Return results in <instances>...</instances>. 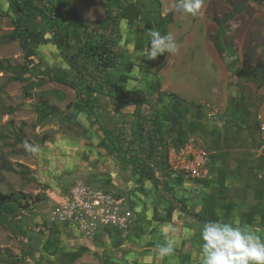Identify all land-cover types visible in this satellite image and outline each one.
<instances>
[{"label":"rangeland","instance_id":"1","mask_svg":"<svg viewBox=\"0 0 264 264\" xmlns=\"http://www.w3.org/2000/svg\"><path fill=\"white\" fill-rule=\"evenodd\" d=\"M20 1L23 3V0ZM74 1L80 3L89 0ZM32 3H23L26 4V10L38 19L33 21L30 27L44 31L47 38L46 44L36 46L38 64L26 70L25 53L20 42L9 43L0 40L1 191L5 195L26 196L25 199H21L20 204L17 202L0 204V264H64L58 256L67 252L66 238L72 236L84 240L87 237L64 225L58 224L55 227V224L49 227L52 194L58 191L63 194L78 181H82L93 190L101 189L96 184H89L83 180L84 172L80 169L82 166L75 163L76 158L72 154L73 150L78 149L82 153V149L72 142H59L55 137L50 139V133L47 132L58 123L67 124L71 120L68 106L72 103L83 104L87 95L84 93V84L81 85L83 93L78 97L74 89L57 82H50L49 78L54 74L53 72L57 71L56 74L61 75L60 66L62 63V65L67 63L71 55L66 47L60 48L55 45L51 31L54 30V23L52 20L48 21L51 15L57 18L62 34L68 35V32L64 28L63 19L56 14L58 5L54 1L33 0ZM170 5L171 0H121L120 3L123 14L131 11L128 17L134 19L136 23L130 24L133 28H138L139 35L148 42L146 31L151 28L162 35L171 34L176 40L178 45L176 56L166 53L163 63L166 69L170 67L173 69L171 76L176 88L165 92L169 94L170 101L175 103L178 98L184 97L190 102L182 101H187L199 110L204 109L208 112V106L220 108L214 97L241 80L255 83L264 92V0H202V7L195 16L174 13ZM239 5H244L242 12L226 24L224 43L231 49L232 54L226 53L222 59L216 56L217 62L210 63L211 56L206 50L215 49L217 21L233 12ZM95 14L93 13L91 18L98 17V11ZM41 15L43 16L40 20ZM14 19L16 15L12 11L10 0H0V39L14 31ZM126 22L125 20L123 24L124 31L128 29ZM118 24L106 25L109 27L110 38L113 41L118 35ZM74 25L76 27V24ZM74 25H67L71 34V43L79 37ZM132 33L131 31L130 35ZM131 39L134 38L130 36L129 40ZM67 41L69 42V38ZM133 42L137 50L131 48L134 45L129 41L126 42L124 67L133 71L136 76H128L127 80L129 83L134 81L137 88H158V78L154 71L155 61L141 57L144 51L143 43H137L136 40ZM246 53L249 54L248 62L244 61ZM234 60H237V66L244 70V73L237 78L229 75L223 66L224 64L232 66ZM216 63L221 66L222 71ZM259 64L263 68L261 73L257 74ZM16 76L21 78L15 81L13 79ZM92 84L94 90L90 95L95 103L94 108L98 107L94 110L95 113L98 112L94 116V122L100 127V131L105 134L108 131L115 133L113 137H116L117 141L123 144L127 142L129 144L127 149L134 146L131 149L136 151L141 149L139 140L149 137L146 148L151 155L154 145L153 136L163 135L162 127L154 120H148V113L157 108L156 101L148 98L149 95L146 94L144 99H140L142 104L127 101L125 108H129L131 112L123 114L122 105L118 107L120 113L115 118L116 123L113 118L115 115L111 117L108 115L107 109L110 108V104L105 97L106 93L112 94L114 89L106 90L103 85ZM245 87L247 92H253L252 86ZM143 103L151 106L146 114L141 111ZM163 104L166 108L167 104L165 102ZM54 111L57 112L53 113ZM133 119L137 125V134L124 132L119 134L118 130L125 127L122 124H127ZM149 122L153 125L151 130H146ZM119 123H122L120 124L122 126L119 127ZM37 135H42L44 144L38 143ZM25 141L38 147L39 151L34 154L26 151ZM83 166L87 168L89 164ZM8 167L13 170L9 171ZM186 181L182 177L177 178L176 184L170 186L168 190L178 195L189 206L192 201L193 209V206H199L203 211L201 193H196ZM106 233L101 228L94 237ZM191 234L193 233H190V239L195 241L196 236ZM72 264L78 263L72 262Z\"/></svg>","mask_w":264,"mask_h":264},{"label":"crops","instance_id":"2","mask_svg":"<svg viewBox=\"0 0 264 264\" xmlns=\"http://www.w3.org/2000/svg\"><path fill=\"white\" fill-rule=\"evenodd\" d=\"M52 1L58 5L59 16L63 19L64 28L69 35V53L78 55L82 46L81 21L94 22L97 25L106 21V11L101 0L80 3L74 0ZM96 11L98 17L91 18L93 13L96 15ZM130 12L126 11L121 16L117 27L115 50L120 57V64L104 71L84 56H80L76 64L86 78L97 86L103 85L106 90L114 89L112 94L106 93L105 97L110 104L108 115H115L113 118L116 123L115 118L120 113L118 107L122 105L121 112L129 114L130 109L125 108L127 101L139 105L142 104L140 99H144L145 94L149 95L148 98H153L157 108L148 113V120H154L162 127L163 135L160 137L165 140V144L150 155L146 148L149 141H145L142 136L143 140H139L141 149L132 150L134 146L127 149L129 144L117 141L118 139L113 137L115 133L108 131L105 134L100 131L98 125L96 126V108H93L90 117L80 111L77 120L71 119L65 124L67 135L64 137L71 136L73 140L78 141L74 142L68 138L65 142H72L82 149V153L78 149L73 150L72 154L76 158L75 163L82 166L80 169L84 172L83 180L96 184L101 190L127 196L135 223L128 231L108 229L105 230L106 234L98 237H87L84 240L72 236L66 238L67 252L60 254L58 259L64 264H202V225L217 220L241 227L247 226L264 239L263 90L253 82L242 80L227 87L223 93L214 97L220 107L219 119L210 120L206 110L191 106L188 99L178 98L181 102L177 99L174 103L169 100V94H165L176 88L171 76L173 69H166L163 65L166 53L158 56L154 62L153 70L158 78V88H137L134 81L129 83L127 80L128 76L135 77L136 74L124 67L126 42L129 41L131 45H134L135 40L137 43H143V50L148 47L149 42L139 35L138 28L131 25L136 21L128 17ZM125 20L128 27L126 31L123 30ZM68 24H76L74 29L79 37L73 43L70 41ZM105 27L106 25L102 28L104 31L99 30V34L110 38L109 27L104 29ZM131 31L133 33L130 35ZM130 36L134 38L131 39L133 41L129 40ZM131 48L137 50L135 45ZM206 51L211 56L209 62H217L216 56L220 55L216 46L215 49ZM173 56H176V52ZM217 65L222 71L221 66ZM223 66L229 75L239 77L236 74L240 71L239 66L234 67L236 72L230 70L231 65ZM246 85L252 86V93L246 91ZM182 100H187L188 102H184L190 106ZM164 102L167 104L166 108ZM149 108L151 106L143 103L141 111L146 114ZM120 124L122 123L118 124L119 127L125 125L127 129L122 127L118 130L119 134H137L134 119L127 124ZM150 124L151 122L146 130H151L153 124ZM57 125L58 129L63 126L60 123ZM189 136L197 138L211 156L210 175L202 181H193L182 174L172 173L168 167L166 147L181 143ZM87 163L89 167L85 168L83 165ZM180 177L187 180V184H191L196 193H201L203 211L199 206H193V209L192 201L189 206L178 195L168 190ZM69 190L70 188L63 194ZM190 233L196 236L195 241L190 239ZM167 241L172 242L174 251L169 256L159 257L156 252L157 245Z\"/></svg>","mask_w":264,"mask_h":264},{"label":"trees","instance_id":"3","mask_svg":"<svg viewBox=\"0 0 264 264\" xmlns=\"http://www.w3.org/2000/svg\"><path fill=\"white\" fill-rule=\"evenodd\" d=\"M32 2L33 0H23V3L33 4ZM23 3L20 0H10L12 11L16 15V19H14L13 21V25L15 29L11 34L2 37L0 40L2 42L8 41L9 43H13L16 41L20 42L21 48L25 53L26 64H27L26 70H28V67L33 68L38 64L36 61V57H37L36 46L46 44L47 38L45 36L44 31L31 29L30 26L32 25L33 21H37L38 19L34 17L35 15L33 13L26 10L25 8L26 4L23 5ZM101 3L106 11V21L99 25H97L94 22L81 21L82 46L80 53L78 55H70L69 61L64 65H62L63 63L61 64L59 70V72H61V75L56 74L58 72L55 71L53 72L54 74L49 78L50 82H57L74 89L77 92L78 97H80L83 93L81 85L84 84L85 86L84 93L87 95V98L83 103L84 105L81 103H72L68 106V111H70V113L68 114L71 115V119H73V121L77 120L80 111H82L85 115L90 117L95 105L94 101H92V97H91L92 95H90V93L94 90L92 84L93 82L86 78L83 71L77 66L76 60L80 56H84L85 59L92 61L97 67H99L104 71H106L108 68L116 67L118 64H120L119 61L120 57L118 55V52L115 50L116 40L113 41L111 38L102 37L99 34V30L102 29L103 25L104 26L107 24L115 25L119 23L120 18L123 15L122 9H120L121 0H101ZM243 6L244 5H239L234 9L233 12L226 14L223 18L217 21L218 30L214 43L220 57L222 58L226 53L232 54L231 49H229V47L224 43L225 34H226V24L237 14L242 12ZM56 14H59V12L57 11ZM42 16L43 15L39 16L40 20L42 19ZM51 20L54 23L53 25L54 30L52 29L51 31L53 33L52 37L54 38L55 45L60 48L66 47L65 49L67 50L69 47V42L67 41V39L69 38L68 35H63L62 32L59 30L60 26L57 22V18L54 15H51V19H49L48 21ZM244 61L246 62L249 61L248 53L245 54ZM237 62H238L237 60H234L232 66L229 67L230 70H232L233 72H236L235 70H233L234 68L232 67H236ZM262 68L263 66L259 64L256 73L260 74ZM243 73L244 70L240 69V71L236 74L242 75ZM20 78L21 77L16 76L13 80L17 81ZM184 103L187 106L189 105L186 102ZM56 112L57 111H54L53 113ZM47 132L50 133L49 134L50 139H53V137H55L59 142H65V140L68 138H70L71 141L73 140L72 139L73 137L71 136L64 137L65 135L61 134L60 130H58V125H53V127L47 130ZM42 135L36 136V139L40 144L45 143L42 139ZM148 138L149 137H146L144 140L147 141ZM153 139H154L153 140L154 145L152 148V154H154L158 150L159 146H164L165 144V140H163L159 136H153ZM73 141L76 142L77 140L74 139ZM7 169L9 171L13 170L10 167H8ZM25 198L26 196L22 194H15V195L3 194L1 191V182H0V204H7L12 202H17L20 204L21 199H25Z\"/></svg>","mask_w":264,"mask_h":264},{"label":"built area","instance_id":"4","mask_svg":"<svg viewBox=\"0 0 264 264\" xmlns=\"http://www.w3.org/2000/svg\"><path fill=\"white\" fill-rule=\"evenodd\" d=\"M208 108V118L218 120L219 108ZM166 160L172 173L182 174L190 180L202 181L210 175L211 156L193 136L181 143L168 145ZM51 200L49 227L55 224L73 226L89 238L94 237L101 228L128 231L135 223L127 196L93 190L82 181L76 182L66 194L53 193Z\"/></svg>","mask_w":264,"mask_h":264},{"label":"clouds","instance_id":"5","mask_svg":"<svg viewBox=\"0 0 264 264\" xmlns=\"http://www.w3.org/2000/svg\"><path fill=\"white\" fill-rule=\"evenodd\" d=\"M174 13L195 16L202 7V0H171ZM149 44L144 49L143 57L155 61L165 53L174 54L178 45L171 34L162 35L155 29L146 31ZM29 153H37L38 147L24 142ZM200 238L202 264H264V239L247 226H239L222 220L208 221L202 225ZM171 241L157 245V255L166 257L173 253Z\"/></svg>","mask_w":264,"mask_h":264},{"label":"flooded vegetation","instance_id":"6","mask_svg":"<svg viewBox=\"0 0 264 264\" xmlns=\"http://www.w3.org/2000/svg\"><path fill=\"white\" fill-rule=\"evenodd\" d=\"M58 130H60L61 134L67 135V134H66V132H67V127H66L65 125L60 126V128H59Z\"/></svg>","mask_w":264,"mask_h":264}]
</instances>
